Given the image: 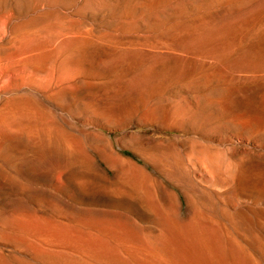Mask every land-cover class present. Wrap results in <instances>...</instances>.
<instances>
[{"label":"rangeland","instance_id":"rangeland-1","mask_svg":"<svg viewBox=\"0 0 264 264\" xmlns=\"http://www.w3.org/2000/svg\"><path fill=\"white\" fill-rule=\"evenodd\" d=\"M263 7L264 0H0V116L13 101L34 111L0 117V139L10 134L0 140V261L38 264L24 248L1 245L28 218L84 237L91 252L116 248V264L146 259L133 245L183 225L214 229L242 260L264 264V55L245 54L264 50ZM240 16L239 40L229 41L219 28ZM17 118L47 125L53 141L16 133ZM64 140L76 141L78 152ZM238 171L240 187L227 181ZM129 172L142 189L121 198Z\"/></svg>","mask_w":264,"mask_h":264},{"label":"bare ground","instance_id":"bare-ground-1","mask_svg":"<svg viewBox=\"0 0 264 264\" xmlns=\"http://www.w3.org/2000/svg\"><path fill=\"white\" fill-rule=\"evenodd\" d=\"M197 3V2H196ZM264 8V7H263ZM263 10V9H261ZM258 11H256L255 13H253L251 16H253V18L255 19L256 16H258ZM261 13V12H260ZM259 13V14H260ZM246 14V13H245ZM249 16V15H248ZM263 16V15H261ZM236 16H234V19ZM239 17V15H238ZM237 17V19H238ZM242 16H240L241 18ZM239 18V20H240ZM243 18V17H242ZM222 19L221 18V22H222ZM227 19V18H226ZM231 21H232V17L230 18ZM233 19V20H234ZM244 19V18H243ZM249 19V18H248ZM253 19V20H254ZM259 18H257L258 20ZM264 19V18H263ZM262 19V20H263ZM246 19L242 20L237 24H232L229 23V21L226 23H223V25L219 28V32L222 31V32H225L224 34H227L228 37H229V41H234V39L236 40L237 37H239V32L241 33V30L242 28L240 29L239 25H241ZM253 20H252V23L253 24ZM256 20V19H255ZM261 20V21H262ZM248 21V20H247ZM260 21V19H259ZM218 22V21H217ZM215 22V23H217ZM235 22V21H234ZM257 23V22H256ZM260 23V22H259ZM200 24V23H199ZM198 24V26H199ZM201 25V24H200ZM220 23H218V26L219 27ZM244 25V23L242 24ZM241 25V26H242ZM211 26V25H210ZM214 26V25H213ZM252 26V25H251ZM207 27V26H206ZM215 27V26H214ZM246 27V26H245ZM244 27V28H245ZM215 28V29H216ZM250 28V27H248ZM215 31V30H214ZM217 31V30H216ZM243 32V31H242ZM223 34V33H222ZM223 34V35H224ZM261 36L264 37V30H262L260 32ZM226 35V36H227ZM241 39V37H240ZM264 39V38H263ZM84 40L86 41L87 39L84 38ZM239 40V38L237 39ZM78 41V40H77ZM81 41V40H80ZM84 41V42H85ZM83 42V43H84ZM261 43V42H260ZM263 43V41H262ZM261 43V44H262ZM264 44V43H263ZM254 45V44H253ZM259 45V44H258ZM252 46V45H251ZM264 46V45H262ZM260 47V46H259ZM263 48V47H261ZM260 48V49H261ZM226 49V48H225ZM258 47L256 48L255 46L253 47H248L247 50H245V54L246 56H250V59L251 56H256L254 58H258L260 55H264V50H257ZM264 49V48H263ZM244 54V55H245ZM82 56V55H81ZM264 57V56H263ZM1 58V57H0ZM82 58V57H81ZM260 58V57H259ZM81 64V63H80ZM161 71V70H160ZM170 72V71H169ZM147 74V73H146ZM143 78V77H142ZM144 79V78H143ZM145 86V85H144ZM264 96V95H263ZM13 100V99H12ZM232 101V100H231ZM230 101V102H231ZM206 102V101H205ZM23 103V101H22ZM21 102L20 103H17L15 101H13V103L10 104L9 102V105L8 104H5L6 106L3 107L2 109V113H1V118H4V119H8L7 116H11L13 114L17 115V117H21L20 115H22L24 112L26 114V112H29V109H30V106L28 107L27 103H23L22 104ZM32 104V103H31ZM30 105V104H29ZM34 106V105H33ZM35 109V108H34ZM28 110V111H27ZM33 111V109H30V111ZM37 110V109H36ZM35 110V112H36ZM34 112V111H33ZM38 112V111H37ZM201 112V111H200ZM29 114V113H28ZM10 116V117H11ZM27 116H30L32 118V114L30 113V115H27ZM9 117V118H10ZM14 117V115H13ZM16 117V116H15ZM14 117V119H16ZM18 117V118H19ZM35 117V115L33 116ZM150 117V116H149ZM17 118V121L14 122V125L16 124H19L21 121ZM24 118V116H23ZM22 118V119H23ZM28 118V117H27ZM26 118V119H27ZM40 118V117H39ZM12 119V118H11ZM25 119V120H26ZM42 119V118H41ZM10 120V119H8ZM8 120H5L7 123ZM18 120L20 121L19 123ZM24 120V119H23ZM29 121H32L30 120L29 118L27 119ZM38 120V119H37ZM1 122L2 119L0 120ZM14 121V120H13ZM12 121V122H13ZM11 122V120H10ZM28 123V125H24V123ZM33 122V121H32ZM32 122H28V121H25L24 123L22 122V125L21 123L16 127H14L13 125L11 126V128H16L14 129L16 131V133H19V130L23 133V134H26L28 135L29 137L34 138L36 136V138L38 137V132H40V135L43 133L45 135V138H47V143L50 144L51 141H53V138L52 137V130L49 131V129L51 128H47V125H46V128L42 126L41 129L39 128L38 124V128L40 129L39 131L36 129L37 126L35 127L34 124L33 125H29L32 124ZM35 122V120H34ZM16 123V124H15ZM37 123V122H36ZM10 124V123H9ZM8 124V125H9ZM40 124V123H39ZM47 124V123H46ZM45 125V124H43ZM7 127V126H6ZM18 127V128H17ZM248 127V126H247ZM9 128V129H11ZM20 128V129H19ZM8 129V128H6ZM19 129V130H18ZM11 132V131H10ZM42 132V133H41ZM57 133V132H56ZM12 134V133H11ZM14 134V133H13ZM22 134V135H23ZM7 135V134H6ZM10 135V134H9ZM7 135V136H9ZM39 135V136H40ZM44 135H43V139H44ZM62 135V134H61ZM5 136V135H4ZM7 136L5 137H1L2 139V142L6 143L8 139H6L5 141H3L4 138H7ZM15 136V134H14ZM18 136V135H16ZM20 136V135H19ZM34 136V137H33ZM13 137V135H12ZM57 137V136H56ZM59 137V135H58ZM64 137V136H63ZM11 138V137H10ZM34 138V139H36ZM15 139V138H14ZM28 139V138H27ZM26 139V140H27ZM30 139V140H31ZM63 140V138H61ZM72 139V138H71ZM10 140V139H9ZM29 140V139H28ZM37 140V139H36ZM40 140V138H39ZM66 140V139H65ZM64 140V141H65ZM42 141V140H41ZM55 141V140H54ZM63 141V142H64ZM14 142V141H13ZM32 142V141H31ZM46 142V141H44ZM76 142V141H74ZM73 141H65L66 143V146L67 148L66 149H69L71 152H78V145L75 144ZM10 143V142H9ZM38 143V142H37ZM36 145L38 146L39 143ZM43 143V142H42ZM3 144V143H2ZM1 144V145H2ZM11 144V143H10ZM45 144V143H44ZM64 145V144H63ZM5 146V145H4ZM40 146L43 147V144L40 143ZM65 146V147H66ZM51 147V146H49ZM7 148V147H5ZM20 148V147H19ZM38 148V147H36ZM3 149V147H2ZM12 149V148H11ZM16 149V148H15ZM39 149V148H38ZM43 149V148H42ZM47 149V148H46ZM65 149V150H66ZM8 150V149H6ZM10 150V149H9ZM8 150V152H9ZM22 150V149H21ZM26 150V149H25ZM50 150V149H49ZM68 150V151H69ZM5 151V150H4ZM36 151V150H35ZM41 151V150H39ZM69 151V152H70ZM8 152L5 153V155L9 156L8 155ZM13 152V151H12ZM43 152H46L45 151H42ZM17 153V152H16ZM56 153V152H55ZM68 153V152H67ZM15 154V153H14ZM39 154V152H38ZM42 156H45L46 154H41ZM51 155V154H50ZM35 156V155H34ZM47 156H48V153H47ZM37 157V156H35ZM46 157V156H45ZM44 157V158H45ZM53 157V156H52ZM71 157V156H70ZM48 158V157H46ZM45 158V159H46ZM51 158V157H50ZM72 158V157H71ZM22 159V158H21ZM41 159V158H40ZM66 159V158H65ZM48 161V160H47ZM41 162V161H40ZM38 163V162H37ZM43 163V162H42ZM60 163V162H59ZM18 164V163H17ZM20 164V162H19ZM23 164V163H21ZM21 164H20V167H21ZM25 164H27L25 162ZM33 164V163H32ZM31 164V165H32ZM201 164V163H200ZM39 165V164H38ZM27 166V165H25ZM34 166V165H33ZM16 167V166H15ZM40 167V166H39ZM238 167V166H237ZM261 167V166H260ZM49 168V167H48ZM134 168V167H132ZM40 169V168H39ZM239 169V168H238ZM21 170V168H20ZM29 170V169H28ZM46 170V169H45ZM50 170V168H49ZM136 170V169H133V171ZM64 171V170H62ZM61 171V172H62ZM242 171V170H241ZM241 171H238V173H236L235 175H232L231 178H230V175L227 176V181H232L234 183H236V186H242L243 185V173ZM36 172V171H35ZM44 172V171H42ZM60 172V173H61ZM66 172V169L64 171V173ZM130 172H131V169H130ZM130 172H129V175L126 176V179L123 181V186L121 189H119L117 191L118 195L121 197V198H126L125 196V193L128 192V191H134V190H137L138 188H141L140 187V184H142V181L141 183L139 184V182L137 181V179L135 177H138L135 175H130ZM5 173V172H4ZM3 173V174H4ZM63 173V172H62ZM67 173V172H66ZM55 174V173H54ZM132 174V173H131ZM137 174V173H136ZM224 175V174H223ZM227 175V174H225ZM35 176V175H34ZM55 176V175H54ZM58 176V175H57ZM44 178V177H43ZM139 178V177H138ZM225 178V177H224ZM223 178V179H224ZM92 179V178H91ZM140 179V178H139ZM138 179V180H139ZM141 180V179H140ZM139 180V181H140ZM9 182V180H8ZM92 182V181H91ZM90 182V183H91ZM95 184V183H94ZM92 186V185H91ZM64 187V186H63ZM96 187V186H95ZM105 188V187H104ZM92 189V188H91ZM98 189V188H97ZM142 189V188H141ZM144 189V188H143ZM14 190V189H13ZM82 190V189H81ZM92 191V190H91ZM90 191V192H91ZM101 192V191H100ZM114 192V191H113ZM98 193V192H97ZM141 193V192H140ZM139 193V194H140ZM117 197V196H116ZM115 197V198H116ZM55 198V197H54ZM119 198V197H118ZM117 199V198H116ZM118 200V199H117ZM169 200V199H168ZM55 201H57L55 199ZM59 202V201H58ZM8 203V202H7ZM9 204V203H8ZM58 204V203H57ZM64 204V203H63ZM20 205V203H19ZM22 205V204H21ZM62 205V204H61ZM64 206V205H62ZM19 207V206H18ZM20 208V207H19ZM21 210V209H20ZM25 211V210H24ZM23 212V211H22ZM193 213V212H192ZM18 214V213H17ZM38 214V213H37ZM155 214V213H154ZM28 215V214H27ZM27 215H25L26 217H28ZM39 215V214H38ZM13 216V214H12ZM24 216V215H23ZM35 216V215H34ZM25 217V218H26ZM33 217V216H32ZM60 217V216H59ZM174 217V216H172ZM12 218V217H11ZM24 218V219H25ZM36 218V217H33V219ZM49 218V217H48ZM22 219V220H24ZM38 219V218H37ZM56 219V218H55ZM169 219V218H168ZM21 220V221H22ZM26 222L25 224L23 223H20V226L18 227V232L14 235L11 234V236H3V239L5 241L4 244H1L2 246L4 247H8L10 245H16V246H19L21 248H24L25 252L35 256L37 258V261H38V264H116V258H115V249L114 248L111 252H91V247L89 246L88 242L86 240H83L84 237L82 236H78V235H73L72 233H68V232H65V231H62L58 228H56V225L53 224V225H40V224H36V223H31L30 220L28 218H26ZM29 220V223H27ZM40 220V218H39ZM57 220V219H56ZM170 220V219H169ZM20 221V220H19ZM25 221V220H24ZM36 221V219H35ZM41 221V220H40ZM44 222V221H43ZM50 222V221H49ZM13 223V222H12ZM27 223V224H26ZM46 223V222H45ZM43 223V224H45ZM53 223V222H52ZM22 224V225H21ZM51 224V222H50ZM198 224V223H196ZM55 225V226H54ZM171 225V224H170ZM194 225V224H193ZM7 226V225H6ZM185 226V227H184ZM122 227V226H121ZM120 227V228H121ZM172 227V226H170ZM212 227V226H210ZM6 228V227H5ZM119 228V229H120ZM165 228V227H164ZM209 228V227H207ZM204 227H199V226H196V227H191V225L189 226H186V225H183L182 229L179 231H176V232H173L170 230L168 231H164V233H161V235L157 238L156 237V243H148V244H135L133 245V249H134V253L137 254V253H140L142 254L143 256L146 257V259H136L133 261V263L131 262H127V263H123L121 262V264H248L247 262L245 261H248L246 260L245 258V261L244 259L242 260L240 257L237 256L236 252L233 250V247L231 246V244H226L224 242V240H222L221 236L217 233V231H214V229H207ZM118 229V231H119ZM168 229V227H167ZM176 228H174L175 230ZM165 230V229H163ZM217 230V228L215 229ZM121 231V230H120ZM123 231V229H122ZM126 232V231H125ZM163 232V231H162ZM15 233V232H14ZM119 233V232H117ZM5 234V233H4ZM124 234V233H122ZM121 234V235H122ZM117 236V239H118V242L120 243H128V242H131V234L128 233V236L131 238H129L128 236ZM135 235V234H134ZM158 235V234H157ZM144 236V235H143ZM148 236V235H147ZM225 236V235H223ZM112 237V236H111ZM116 237V236H115ZM145 237V236H144ZM150 238V237H149ZM152 239V238H151ZM151 241H154L153 239ZM111 242V240H110ZM133 242V240H132ZM140 243V242H139ZM123 245V244H121ZM114 247H115V244H114ZM126 247V246H125ZM112 248V247H111ZM241 251V250H240ZM133 252V251H132ZM120 253V252H119ZM121 255V254H120ZM240 256V255H239ZM136 257V256H135ZM245 257V256H244ZM243 258V257H242ZM22 259V258H21ZM118 259V258H117ZM1 260V259H0ZM126 260V259H125ZM0 264H4L0 261Z\"/></svg>","mask_w":264,"mask_h":264}]
</instances>
